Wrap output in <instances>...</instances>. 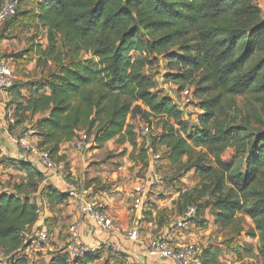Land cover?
Wrapping results in <instances>:
<instances>
[{
    "label": "trees",
    "instance_id": "16d2710c",
    "mask_svg": "<svg viewBox=\"0 0 264 264\" xmlns=\"http://www.w3.org/2000/svg\"><path fill=\"white\" fill-rule=\"evenodd\" d=\"M257 1L37 0V23L48 39V46L37 50V66L53 62L58 68L25 87L27 96L16 84L10 90L22 100L15 103L16 125L40 116L32 127L39 148L70 171L61 149L80 133L98 148L116 140L136 150L143 144L140 127L129 120L152 126L153 118L159 119L160 132L142 149L143 160L148 150L163 149L172 172L193 173L198 183L180 193V201L208 199L215 226L227 238L258 240L264 259V132L249 133L248 125L231 115L238 98L253 96L264 104V12ZM160 61L169 72L164 84H174L180 94L195 88L201 111L196 123L183 118V110L147 71ZM228 150L234 151L230 161L224 159ZM7 162L27 178L15 183L12 193L0 191V251L5 254L0 264H36L40 251L29 256L22 251L44 206L29 193L41 191V202L45 198L50 207L68 204L69 197L44 187V172L27 159ZM65 251L46 264L102 259L99 251L71 261ZM218 260L217 250L205 251L203 264Z\"/></svg>",
    "mask_w": 264,
    "mask_h": 264
},
{
    "label": "rangeland",
    "instance_id": "374dc122",
    "mask_svg": "<svg viewBox=\"0 0 264 264\" xmlns=\"http://www.w3.org/2000/svg\"><path fill=\"white\" fill-rule=\"evenodd\" d=\"M37 12V0H23L18 13L8 21L2 28H0V58L9 60L13 58L17 62L15 69L17 75L16 85L23 89L24 93L28 94L27 88L33 82L42 81L50 76L52 73L57 71L58 66L53 62L45 63L42 67H38L39 54L37 50L39 48L45 49L48 46L47 31L40 28L36 18ZM80 57H85L82 55ZM42 61V59H41ZM160 64V66H159ZM148 68L153 77L157 80L159 89H163L164 92L171 95L172 100L183 110V118L185 120L190 119L193 123H196L198 115L201 111L198 107L199 100L195 96V88H187L181 94L176 92L177 88L174 84H164L163 77L169 72H165L162 62ZM27 87V88H25ZM26 90H25V89ZM172 91V92H171ZM4 93V92H3ZM4 95V96H3ZM15 92L13 95L0 94V104L4 105L6 110L5 119L9 121L10 116L17 122L19 118L14 116L12 105L21 101L17 97ZM26 95V94H25ZM238 107L231 111V115L236 123L244 122L247 124L248 132H264V104L256 102V97L248 96L245 98H238ZM35 119V118H34ZM27 121L24 126L34 130L33 124L36 120ZM152 133L147 138L142 140L143 144L138 146L136 150H133L131 145L119 144L116 140L109 142L103 148L94 146L93 138L92 142H88L85 150L91 152L86 160H84V151L78 150L72 142L71 149L77 153L79 160V177L80 179L74 180L75 183L81 187L89 188L94 191H102L113 193V195L121 196L122 204H129L131 208L132 204V192L135 185V181L144 178V174L148 171L149 161L151 159L152 150L149 151L146 161L144 152L142 149H146L150 146L151 137L155 136L160 132L158 127L159 119L153 118ZM129 123H133L138 129L144 123L141 120H129ZM32 126V127H31ZM28 131V130H27ZM31 141H38L35 138V134H31ZM153 152V151H152ZM154 154L159 155L160 168L158 169L159 174L166 180L165 185L159 191L158 205L153 206V212L145 214L144 225L142 228V238L148 240V236H151V230L153 235H159L160 228L156 229L155 226L150 227V221L154 224V221L160 224L168 226L176 219L179 215H182L187 205L197 206L199 209L198 215L195 219V223L189 226L188 230L180 233L185 240L186 246H195L202 253V262L204 259V253L206 250L218 251L219 262L218 264H264L263 257L258 252V240L251 239L246 235H242L236 239L227 238L225 233L220 231L214 224V210L212 207L207 205V200L198 203H182L180 201V193H184L196 186L198 179L193 173H189L186 176L178 175L172 172L170 165L166 160V154L163 149H158ZM234 151L228 150L224 155L226 161L232 159ZM2 150L0 151V156ZM0 163L3 160L0 157ZM91 171V172H90ZM86 172V173H85ZM93 173V177L90 179ZM86 174V175H85ZM85 176V178H83ZM3 177L0 174V178ZM11 177V176H10ZM15 180L18 176H12ZM6 192L12 191V188L6 184L3 180H0V191L6 190ZM167 203L170 206L167 208L168 216L165 215V207L162 203ZM53 205L52 207L47 206L49 216L46 218L47 226L51 231L52 235L55 230L58 232L59 239L67 238L66 231L69 227L71 218L65 214L68 204ZM171 207V208H170ZM49 208V209H48ZM165 208V209H164ZM60 209V210H59ZM164 209V210H162ZM64 213V214H63ZM247 222L249 225H253V221L248 218ZM53 238V237H52ZM52 238L49 241V245H52ZM147 238V239H146ZM54 245V244H53ZM58 249V248H56ZM56 250L54 249V252ZM53 252L48 251V255ZM34 256V255H33ZM38 260L36 264H46V256L43 251L36 254ZM34 256V257H35ZM105 261V260H104ZM102 259L97 264H104ZM1 264H8L6 261Z\"/></svg>",
    "mask_w": 264,
    "mask_h": 264
},
{
    "label": "built area",
    "instance_id": "2783aa9c",
    "mask_svg": "<svg viewBox=\"0 0 264 264\" xmlns=\"http://www.w3.org/2000/svg\"><path fill=\"white\" fill-rule=\"evenodd\" d=\"M23 0H1L0 6V28L18 13ZM15 68L9 65L5 59L0 58V94H10V90L17 82ZM4 92V93H3ZM9 124L17 126L15 119L10 116ZM20 135L18 138V148L22 151L23 159L32 162L44 173H52L63 183L62 192L67 194L72 201L80 220L69 225L67 229V248L66 254L71 261L82 259L86 254H97L100 251L98 246H87L82 242V225L88 221L99 227L103 231H113L116 225L107 212L106 208L99 204L94 198L93 192L75 183L71 170H67L64 163H56L52 160L48 152L39 148L38 142L31 141L30 135L35 134L30 128L20 125ZM153 126L143 124L138 130V139H147ZM28 130V131H27ZM88 142L92 138L85 132L80 133L74 144L78 150H85ZM1 143V138H0ZM152 155L149 161V168L144 178L139 180L138 186L134 190V208L140 212V217H144L148 212H153V206L159 202V191L165 185V179L159 174L160 168L159 155ZM1 180V179H0ZM198 215L197 206H188L185 212L174 219L166 231L159 236L150 237L145 245L146 251L150 256L159 259L170 260L174 264H203L202 253L195 246H175L173 241L179 237L180 233L189 229L195 223ZM143 220V219H142ZM40 226L28 236L26 246L22 254L29 256L33 252L42 250L51 239V231L46 222V217L42 211ZM38 222V223H39ZM142 226L139 222L132 227L129 239L133 244L140 243L142 239ZM5 258V254L0 251V260Z\"/></svg>",
    "mask_w": 264,
    "mask_h": 264
},
{
    "label": "crops",
    "instance_id": "0c3cea01",
    "mask_svg": "<svg viewBox=\"0 0 264 264\" xmlns=\"http://www.w3.org/2000/svg\"><path fill=\"white\" fill-rule=\"evenodd\" d=\"M257 5L260 9L264 12V0H258ZM9 65L13 66L15 69L17 67V62L10 58L9 60H5ZM25 89V88H24ZM26 90V89H25ZM22 96H27V93L23 92V89H20ZM27 91V90H26ZM172 92V91H171ZM26 94V95H25ZM4 96V95H3ZM22 101V100H21ZM13 111L16 110V104L12 105ZM6 110L4 108V105L2 103L0 104V138H1V150L2 155L0 156L3 160V163H0V174H2L3 177L0 179L6 182L9 187L13 189V185L15 183H21L25 182L27 178V174L25 172H22L15 167L8 164L7 159H23L22 151L18 148V138L20 135V125L19 126H11L9 124V121L5 119ZM40 116L34 117V120H38ZM26 126V125H25ZM24 126V127H25ZM28 127V125H27ZM32 127V126H31ZM29 128V127H28ZM37 138V137H35ZM38 139V138H37ZM38 142V141H37ZM71 143L64 144L61 149V154L65 155L67 157V163L69 164L70 170L72 172L73 178L75 180L80 179L79 175V169L77 168L79 166V160L77 158V153L71 149ZM95 146V145H94ZM91 155V152L84 151V160H86V157L88 155ZM91 172V171H90ZM86 173V172H85ZM46 176V180L42 183V185L45 187H54L55 190L52 192L60 193L63 190V183L62 181L54 176L52 173H44ZM86 175V174H85ZM91 175L90 179L94 178V180L97 177H93V173H90ZM11 176V177H10ZM12 176H18V179L15 180ZM85 178V176H83ZM141 179V178H140ZM136 180L134 183V188L132 192V204L130 205L131 208H129V204H122L121 196L113 195V193L108 192H102V191H91L94 194V198L96 201L103 205L107 212L110 214L111 218L113 219L116 229L113 231H103L99 227H96L94 224L89 223L88 221L84 222L82 225V242L87 246H98L100 247V251H102V260H110L111 263H115L117 260H121L124 262V264H174L170 260H164L159 259L154 256H150L149 253L145 249V245L150 237L159 236L162 233L166 231L168 226H165L160 223L154 221V224H152V221H150V227L155 226L157 228H160L159 235H153L151 230V236H148V240L141 239L140 243L133 244L129 239V233L132 229V227L136 224V222H139V224L142 226L144 225V217H140V212H138L137 209L134 208V190L138 186L139 180ZM89 189V188H88ZM8 189L4 190L7 191ZM31 192V190L27 191ZM9 193H12L9 191ZM29 196L32 198H35L40 201L41 204H43V212L45 217L49 216V212L51 210H47V206H50L49 202L43 199V202H41V191L37 193H29ZM160 200L157 203L159 206ZM165 209V215L168 216V206H170L167 203H162ZM68 207L66 208L65 214L70 220L68 222L69 225L77 222L80 220L79 216L77 215L76 209L72 203L71 200L68 201ZM59 207H63L62 205H59ZM171 208V207H170ZM49 209V208H48ZM162 209V210H164ZM60 210V209H59ZM64 214V213H63ZM180 216V215H179ZM179 216L177 218H179ZM143 219V220H142ZM146 221V220H145ZM41 222L37 223L33 229L32 232L35 231L39 226ZM52 234V233H51ZM58 232L55 230V233L51 236L52 238V245L47 244L41 251L44 252L46 256V262L49 263V261L53 258V256L60 250L67 248V238H61L59 239V235H57ZM67 234V231H66ZM147 239V238H146ZM184 238L176 237V239L173 241V245L175 246H183L185 245L183 240ZM49 243V242H48ZM54 244V245H53ZM58 248V249H56ZM54 249L56 250L54 252ZM48 251H52L53 253L48 255ZM35 259L31 258V261H34Z\"/></svg>",
    "mask_w": 264,
    "mask_h": 264
}]
</instances>
